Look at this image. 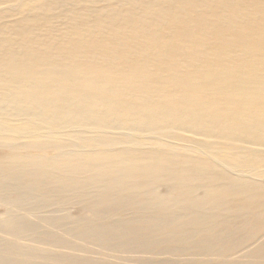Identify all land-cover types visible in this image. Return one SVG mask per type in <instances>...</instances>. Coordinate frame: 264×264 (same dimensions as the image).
I'll return each mask as SVG.
<instances>
[{
    "label": "bare ground",
    "instance_id": "obj_1",
    "mask_svg": "<svg viewBox=\"0 0 264 264\" xmlns=\"http://www.w3.org/2000/svg\"><path fill=\"white\" fill-rule=\"evenodd\" d=\"M0 148V264H264V0H0Z\"/></svg>",
    "mask_w": 264,
    "mask_h": 264
},
{
    "label": "rangeland",
    "instance_id": "obj_2",
    "mask_svg": "<svg viewBox=\"0 0 264 264\" xmlns=\"http://www.w3.org/2000/svg\"><path fill=\"white\" fill-rule=\"evenodd\" d=\"M6 150L5 149H2L0 148V161L5 158V154H6ZM73 207V208H72ZM70 209V207L68 208V212L74 216H76L79 211L81 210V206L80 205H73ZM3 212V208H0V213Z\"/></svg>",
    "mask_w": 264,
    "mask_h": 264
}]
</instances>
